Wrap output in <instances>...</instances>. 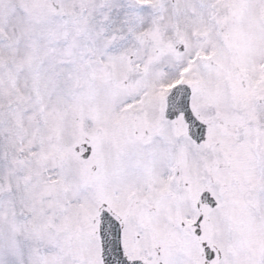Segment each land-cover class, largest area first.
<instances>
[{"label": "snow or ice", "instance_id": "snow-or-ice-1", "mask_svg": "<svg viewBox=\"0 0 264 264\" xmlns=\"http://www.w3.org/2000/svg\"><path fill=\"white\" fill-rule=\"evenodd\" d=\"M0 264H264V0H0Z\"/></svg>", "mask_w": 264, "mask_h": 264}]
</instances>
